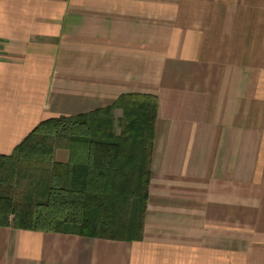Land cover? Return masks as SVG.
Masks as SVG:
<instances>
[{
	"label": "crops",
	"instance_id": "1",
	"mask_svg": "<svg viewBox=\"0 0 264 264\" xmlns=\"http://www.w3.org/2000/svg\"><path fill=\"white\" fill-rule=\"evenodd\" d=\"M125 94L156 98L141 237L0 226V264H264V0H0V155Z\"/></svg>",
	"mask_w": 264,
	"mask_h": 264
},
{
	"label": "trees",
	"instance_id": "2",
	"mask_svg": "<svg viewBox=\"0 0 264 264\" xmlns=\"http://www.w3.org/2000/svg\"><path fill=\"white\" fill-rule=\"evenodd\" d=\"M117 108L123 114L115 120ZM155 111L154 96L125 94L106 108L40 122L10 155H0V226L139 239ZM61 147L67 164L53 161Z\"/></svg>",
	"mask_w": 264,
	"mask_h": 264
},
{
	"label": "rangeland",
	"instance_id": "3",
	"mask_svg": "<svg viewBox=\"0 0 264 264\" xmlns=\"http://www.w3.org/2000/svg\"><path fill=\"white\" fill-rule=\"evenodd\" d=\"M23 191H24L23 186L16 189V191L12 194V195H14L15 200H21L22 199Z\"/></svg>",
	"mask_w": 264,
	"mask_h": 264
}]
</instances>
